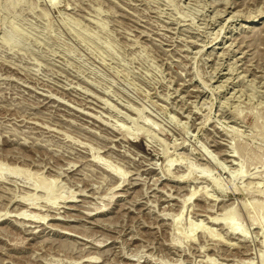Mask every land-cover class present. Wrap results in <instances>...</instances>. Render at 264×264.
<instances>
[{
	"label": "rangeland",
	"instance_id": "obj_1",
	"mask_svg": "<svg viewBox=\"0 0 264 264\" xmlns=\"http://www.w3.org/2000/svg\"><path fill=\"white\" fill-rule=\"evenodd\" d=\"M263 135L264 0H0V264H264Z\"/></svg>",
	"mask_w": 264,
	"mask_h": 264
},
{
	"label": "bare ground",
	"instance_id": "obj_2",
	"mask_svg": "<svg viewBox=\"0 0 264 264\" xmlns=\"http://www.w3.org/2000/svg\"><path fill=\"white\" fill-rule=\"evenodd\" d=\"M260 7V6H259ZM263 9V8H262ZM260 10V9H259ZM258 10V11H259ZM263 11V10H262ZM262 11H260L258 14L257 13H255V14H253L254 16L255 15H260L261 14V12ZM239 14V13H238ZM250 16L252 15V14H249ZM248 16V15H247ZM254 16H252V18L249 20V21H251V22H253V21H255V17ZM246 17V16H245ZM230 18V17H229ZM259 35H257V37H258ZM256 37V38H257ZM258 39V38H257ZM256 51V50H255ZM193 110V109H192ZM262 129V128H261ZM260 131V130H259ZM264 136V135H263ZM235 146V145H234ZM238 147H239V145H238ZM240 148V147H239ZM232 150V149H231ZM233 152V151H232ZM239 152V151H238ZM236 154V153H235ZM239 154V153H238ZM240 155H242V154H240ZM243 158V157H242ZM256 158V157H255ZM245 159V158H244ZM257 159V158H256ZM259 160V159H258ZM248 161V160H247ZM249 161H251V160H249ZM257 162V161H256ZM245 165V164H244ZM249 165V164H248ZM243 166V165H242ZM242 170V169H241ZM119 171V170H118ZM13 172H17L16 170H13ZM116 175H119V173H117V172H114ZM123 175V174H122ZM117 177V176H116ZM121 177V176H120ZM119 177V178H120ZM122 179V178H121ZM49 186V182H47V181H39L38 183H37V185H36V187H40L42 190H47V187ZM25 199H28V200H24V202H26V204L27 203H30V204H32V203H34V200H35V197L34 196H28V197H26ZM226 211V210H225ZM21 213H23V212H21ZM228 215V212L226 211L224 214H223V216H222V218H221V220L220 221H223L224 223H225V225L227 226V228H229L230 230H236V229H238V226H237V224L235 223V221H234V217H230V218H228L229 216H227ZM214 219H216V217H214ZM220 219V218H219ZM217 220H218V218H217ZM263 222V221H262ZM222 224V223H221ZM244 251V250H243ZM245 252V251H244ZM244 252H242V251H240V255L241 256H243V254H245Z\"/></svg>",
	"mask_w": 264,
	"mask_h": 264
}]
</instances>
